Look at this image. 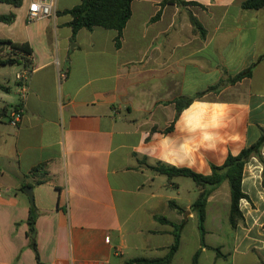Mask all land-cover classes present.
Returning <instances> with one entry per match:
<instances>
[{"label": "crops", "instance_id": "0c3cea01", "mask_svg": "<svg viewBox=\"0 0 264 264\" xmlns=\"http://www.w3.org/2000/svg\"><path fill=\"white\" fill-rule=\"evenodd\" d=\"M183 1L199 6L168 4L152 22L162 0H134L119 48L116 32L100 27L71 40L64 11L81 0H57L55 16L32 23L24 0L19 8L0 4V15H15L11 24L0 22V40L31 49L30 70L6 65L19 68L14 99L0 81L8 88L0 90V109L21 105L17 127L12 111L0 119V264H37L30 239L40 264L162 258L173 229L157 217L181 226L171 264H191L199 249L198 264H264V163L245 165L243 220L223 241L227 183L209 196L204 242L211 249L199 244L193 181H169L149 168L160 163L208 176L264 130V9L243 10L244 0ZM188 11L204 39L193 34ZM10 51L0 46V58ZM253 64L251 77L227 84ZM16 75L27 76L23 100ZM197 95L176 113L175 100ZM193 220L195 230L188 229Z\"/></svg>", "mask_w": 264, "mask_h": 264}, {"label": "trees", "instance_id": "16d2710c", "mask_svg": "<svg viewBox=\"0 0 264 264\" xmlns=\"http://www.w3.org/2000/svg\"><path fill=\"white\" fill-rule=\"evenodd\" d=\"M23 0H0V4H6L14 8H19L22 5ZM134 0H81V3L69 10L64 11L71 17L68 26L71 29V40L74 41L76 34L81 30L91 31L95 27H100L106 30H113L116 32L115 47L119 48L123 30L131 17V4ZM173 4L176 6L194 7L199 6L196 3L185 2L183 0H162L159 4V10L156 15L151 19L152 22L157 21L161 16V11L164 6ZM243 10H261L264 9V0H244L241 5ZM203 8V7H201ZM188 18L192 27L194 35H198L201 39L206 36V31L201 23L197 20L193 14L188 11ZM15 19V15L10 13L8 15H0V22L4 24H11ZM8 45L11 51L3 58H0V66L6 65H21L24 69L30 70L31 68V49L26 43H12L9 40H0V46ZM254 64L251 65L245 71L237 74L235 77L227 79V84L233 85L245 78H249L252 75ZM215 87H211L210 90H214ZM1 91H8V88L0 83ZM197 95L188 99H177L174 101L176 113L186 106H188L194 99L199 98ZM20 104L14 106H5L0 109V119L8 118L11 111H17L20 108ZM20 111V110H19ZM171 126L167 129L169 131ZM264 147V130H261V136L259 140L240 151L236 156L228 155L221 166H211V173L208 176L197 174L189 169L175 168L164 164L157 163L149 168L161 175L166 176L170 181L175 177H185L193 181L198 189V196L191 206V212L195 214L197 221V230L199 233V244L201 247H208L204 242L205 235V218H206V204L211 193L217 189L224 182L227 183L229 189V209L227 215V223L231 230H235L240 222L243 220L242 212L240 210V201L248 200V196L242 190V176L245 165L251 160V158L257 159L259 162L264 163V159L261 157V149ZM43 177L46 174H42ZM38 184L44 182V180L38 181ZM169 207L176 210L178 213H185V211L177 206L174 202H169ZM36 219L35 209L32 206L30 214L27 220L28 233L30 237L34 233V223ZM162 224H167L172 227L173 242L169 246L167 254L162 258L157 259H145L136 258L126 262V264H171V260L179 248L180 242V229L181 226L168 221L165 218H156ZM30 247L35 255L37 264H40L39 256L36 248V243L33 239H30ZM216 256L219 255V250L214 248ZM200 255V249L197 250L193 257L191 264H198V258Z\"/></svg>", "mask_w": 264, "mask_h": 264}, {"label": "built area", "instance_id": "2783aa9c", "mask_svg": "<svg viewBox=\"0 0 264 264\" xmlns=\"http://www.w3.org/2000/svg\"><path fill=\"white\" fill-rule=\"evenodd\" d=\"M57 10V0H27L26 19L28 23L44 20L55 16ZM16 79L21 82V95L23 100L26 93L25 83L27 80L26 75H16ZM21 117L20 111H13L11 113L12 120L10 125L17 127Z\"/></svg>", "mask_w": 264, "mask_h": 264}, {"label": "rangeland", "instance_id": "374dc122", "mask_svg": "<svg viewBox=\"0 0 264 264\" xmlns=\"http://www.w3.org/2000/svg\"><path fill=\"white\" fill-rule=\"evenodd\" d=\"M27 0H24L23 5H26ZM19 71V68L17 66H6L0 69V81L3 82L5 85H8L11 88V92H10V96L14 99L15 98V74ZM0 93H2L0 91ZM2 106V104L0 103V107ZM189 183H192L191 180H187ZM192 187H194L193 189L195 190V186L194 184ZM226 189V195H227V201L229 200V193H228V187L227 185L224 186ZM223 189L220 188L219 191H221ZM196 191V190H195ZM218 191V192H219ZM221 225L219 228V235L217 236V238H219L220 240H224V239H228L229 237H231L233 235V231H231L228 223H227V219L225 218L223 221H221ZM196 227V223L195 220H193V222L191 224L188 225V229L193 228V230H195ZM218 240V239H217Z\"/></svg>", "mask_w": 264, "mask_h": 264}, {"label": "water", "instance_id": "95a60500", "mask_svg": "<svg viewBox=\"0 0 264 264\" xmlns=\"http://www.w3.org/2000/svg\"><path fill=\"white\" fill-rule=\"evenodd\" d=\"M24 191H25V193H26V195H27V197H28V199L30 201V204L33 205V195L31 193V188L30 187H26L24 189Z\"/></svg>", "mask_w": 264, "mask_h": 264}]
</instances>
